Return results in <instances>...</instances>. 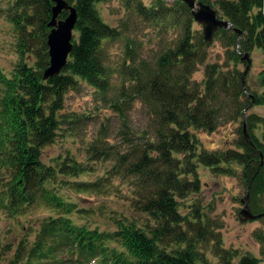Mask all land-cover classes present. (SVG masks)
Masks as SVG:
<instances>
[{
  "label": "trees",
  "instance_id": "16d2710c",
  "mask_svg": "<svg viewBox=\"0 0 264 264\" xmlns=\"http://www.w3.org/2000/svg\"><path fill=\"white\" fill-rule=\"evenodd\" d=\"M66 1L77 11L78 36L65 68L47 80L43 73L50 63L47 40L54 3L14 0L6 12L16 34L19 61L10 75L0 70V210L20 217L40 203L58 213L42 220L34 240L29 239L32 232L21 239L7 264H258L255 256H239L224 247L220 233L209 227L202 203H193L187 216L179 208L180 201L200 192V167L235 176L237 166L246 188L250 187L252 213L264 214V116L251 112L254 107L264 109V70L259 81L263 92L258 93L247 83L244 87V73L239 69L246 64L245 54L264 51V0L215 2L219 16L232 25L215 36L227 49L224 63L209 62L213 44L194 29L192 10L182 0L171 5L154 0L148 6L141 0H122L127 18L119 27L105 22L97 9L110 0ZM200 1L213 6L209 0ZM67 15L64 11L58 19ZM129 15L163 31L174 28L177 35L154 63L139 58L140 42L128 39L119 70L122 84L115 89L104 45L129 32ZM200 68L202 80L198 81L194 75ZM82 83L101 96L110 91V110L120 123L116 130L120 140L110 144L108 151L101 131L90 152L92 159L101 154L112 163L104 178L110 184L118 178L130 184L132 207L149 217L145 224L123 218L115 220L116 230L102 231L75 223L69 216L77 211L75 204L58 193L56 184L61 177H79L91 167L72 157L58 166L42 160L43 148L55 143L63 124L73 123L63 113L66 95L79 91ZM136 102L147 121L146 129L140 131L127 122ZM233 123H240L234 148L206 149L195 134L214 133ZM259 128L262 138L255 133ZM64 184L75 191H96L102 186L99 182ZM206 241H213L217 263L201 251ZM12 250L3 252L0 244V257Z\"/></svg>",
  "mask_w": 264,
  "mask_h": 264
},
{
  "label": "rangeland",
  "instance_id": "374dc122",
  "mask_svg": "<svg viewBox=\"0 0 264 264\" xmlns=\"http://www.w3.org/2000/svg\"><path fill=\"white\" fill-rule=\"evenodd\" d=\"M145 5L152 4L154 0H141ZM169 5L174 0H165ZM200 1V0H198ZM212 7L219 11L215 2L218 0H209ZM14 0H0V70L6 75H10L15 65L19 61L16 54V34L13 26L6 18L7 10L12 6ZM102 18L112 27H119L127 18V10L122 0H110L97 5ZM131 15H129L130 17ZM129 32L122 37L108 41L104 48L107 52V63L114 72L112 76L113 88L118 89L122 84V77L119 70L126 57L127 40H136L138 57L154 63L156 58L167 47L171 41L176 38L174 28H162L148 26L142 21H138L135 16L129 19ZM194 29L202 32V26L195 23ZM228 29V28H227ZM78 36L77 33H74ZM209 50V62L224 63L227 60V49L221 39L215 38ZM239 48V47H238ZM252 64L245 77V82L251 90L262 93L260 86V73L264 70V51L256 49L250 54ZM34 57H30V62ZM246 62V61H245ZM232 65V64H231ZM247 67L239 65V69L244 73ZM203 68L194 75L198 81L202 80ZM1 88V87H0ZM0 89V93H1ZM112 96V95H111ZM253 112L264 115L262 107L252 108ZM63 113L73 118V123L63 124L59 136L55 143L43 148L42 160L46 165H60L66 157H72L85 166L91 167L89 172H85L79 177H61V182L56 184L58 193L69 202L75 204L73 208L76 212L69 214L77 224L85 225L99 230H116L117 219L127 218L136 220L140 224H145L149 217L137 212L132 207L134 198L133 189L128 182L121 179H114L111 184L109 179H104L110 170V160H105L101 154H98L96 160L92 159L90 152L94 141L99 137L98 134L103 131L107 150L110 151V144L119 142L120 138L116 136L117 123L115 114L110 110V91L101 96L95 89L82 83L79 91H70L66 95L65 109ZM128 124L133 130L140 131L146 129L144 110L139 102H136L132 110L127 113ZM240 123L227 124L214 133L196 131V136L202 142V145L209 150H225L234 148V141L238 138V128ZM256 135L261 137L262 129L256 130ZM116 136V137H115ZM262 138V137H261ZM182 156H180L181 158ZM235 176L218 175L211 172L208 168H199V177L201 190L198 194H192L181 202L179 208L183 216L191 214L193 203L200 202L204 206L203 211L210 218V228L219 232L223 245L226 249H233L239 253V256L249 254L260 260L258 264H264V239L259 236L264 235V218L253 221L245 220L241 211L245 208L248 189L245 186L242 169L234 167ZM90 182L102 183L100 190L75 191L70 185L64 182ZM97 189V188H96ZM74 210V211H75ZM58 213L49 209L40 203L35 204L31 209L20 217H10L7 213L0 210V244L3 252L13 249L8 256L0 257V264H7L10 256L13 255L16 246L20 240L26 238L30 232V240L35 239L36 232L40 229L42 220L49 216H56ZM152 222V221H151ZM213 241H206L201 245V251L204 252L209 261L217 263V258L212 252ZM172 248V247H171ZM238 259L235 261V263ZM68 264H78L73 261Z\"/></svg>",
  "mask_w": 264,
  "mask_h": 264
},
{
  "label": "water",
  "instance_id": "95a60500",
  "mask_svg": "<svg viewBox=\"0 0 264 264\" xmlns=\"http://www.w3.org/2000/svg\"><path fill=\"white\" fill-rule=\"evenodd\" d=\"M182 1L192 10L195 22L202 26V34L206 42H213L220 29H227L232 26L230 21L219 16L218 11L211 5L198 0ZM52 2L54 3L52 9L53 15L49 23L50 33L47 40L50 63L48 68L43 73L44 80L59 75L67 65L70 54L73 50L74 31L78 21L76 9L66 0H52ZM64 11L68 12L67 17L59 20L58 18L60 14ZM237 32L241 34L240 31ZM242 60L247 62V67L243 77V85L245 87V77L247 76L252 64L250 54H245ZM244 132L248 138L245 125ZM261 156L263 157L262 153ZM249 194L250 187L246 196L245 208L241 211V215L245 220L253 221L263 217L264 214L255 215L252 213L249 206Z\"/></svg>",
  "mask_w": 264,
  "mask_h": 264
},
{
  "label": "crops",
  "instance_id": "0c3cea01",
  "mask_svg": "<svg viewBox=\"0 0 264 264\" xmlns=\"http://www.w3.org/2000/svg\"><path fill=\"white\" fill-rule=\"evenodd\" d=\"M256 108H258V107H256ZM260 108V107H259ZM251 112H253V109H251ZM254 113H257V112H254ZM258 114H260V113H258ZM260 115H263V114H260ZM264 116V115H263Z\"/></svg>",
  "mask_w": 264,
  "mask_h": 264
},
{
  "label": "clouds",
  "instance_id": "9594fccd",
  "mask_svg": "<svg viewBox=\"0 0 264 264\" xmlns=\"http://www.w3.org/2000/svg\"><path fill=\"white\" fill-rule=\"evenodd\" d=\"M75 32V31H74Z\"/></svg>",
  "mask_w": 264,
  "mask_h": 264
}]
</instances>
